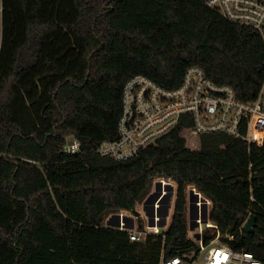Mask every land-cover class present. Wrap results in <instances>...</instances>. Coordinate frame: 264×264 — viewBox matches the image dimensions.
Wrapping results in <instances>:
<instances>
[{
  "label": "trees",
  "instance_id": "obj_1",
  "mask_svg": "<svg viewBox=\"0 0 264 264\" xmlns=\"http://www.w3.org/2000/svg\"><path fill=\"white\" fill-rule=\"evenodd\" d=\"M1 23L0 264H160L197 251L192 184L212 201L216 226L203 240L220 231L264 260V144L218 131L192 150L180 123L131 158L97 152L119 136L123 89L137 74L172 88L200 65L254 99L264 77L258 30L206 0H1ZM69 136L81 141L76 154L65 149ZM161 175L177 182L162 232L132 240L105 224L122 210L140 217L136 205ZM250 209L252 232L241 229Z\"/></svg>",
  "mask_w": 264,
  "mask_h": 264
},
{
  "label": "built area",
  "instance_id": "obj_2",
  "mask_svg": "<svg viewBox=\"0 0 264 264\" xmlns=\"http://www.w3.org/2000/svg\"><path fill=\"white\" fill-rule=\"evenodd\" d=\"M206 4L232 22L254 27L264 41V0H206ZM180 123H183L186 145L192 150L201 147L203 134L218 131L248 144H264V77L256 97L244 100L234 87L214 81L200 65L189 66L181 84L172 88L144 74H137L127 81L123 89L119 136L103 140L97 152L119 160L131 158ZM65 149L76 154L81 149V141L69 136ZM252 165L250 163V167ZM156 184L162 192L154 203L152 223L145 227H129L125 222L126 214H121L119 226L129 230L132 240H143L149 233L157 234L166 228L159 214L161 199L170 187L176 192L177 182L171 176L161 175L156 177ZM188 187H191L190 192L202 209L203 193L193 184ZM251 198L254 199L253 196ZM205 202L212 204L209 198ZM251 214L250 209L241 229ZM202 216L200 210L199 223ZM206 225L216 226L212 221ZM202 233L196 239L199 250L168 258L162 256L160 264H264V260L253 253L233 248L220 231L208 243L203 240ZM226 237L233 239L234 234H226Z\"/></svg>",
  "mask_w": 264,
  "mask_h": 264
},
{
  "label": "rangeland",
  "instance_id": "obj_3",
  "mask_svg": "<svg viewBox=\"0 0 264 264\" xmlns=\"http://www.w3.org/2000/svg\"><path fill=\"white\" fill-rule=\"evenodd\" d=\"M1 40H2V23H1V0H0V47H1ZM191 187H188L187 194H188V202H187V217L189 222V236L194 238L195 240L199 236L200 232H203L204 229L207 227L206 223L211 222L208 218V214L212 204H207L205 202L206 197L203 193V205L202 209L200 205L197 203V198L195 195L191 194L190 192ZM162 190L156 184V178L153 181V185L150 189V192L147 196L142 200L139 201L136 205V209L139 212L138 217L136 213L130 210H123L125 212L119 211L115 213H110L105 220V224L119 226L121 223V214L125 213L126 218L125 222L126 225L129 227H139L140 225V218L142 219L144 227L148 224L152 223L153 215H154V203L158 196L161 194ZM176 192L170 187L168 188L167 194H165L161 199V206L159 209V214L161 216V223L165 224L168 220V215L171 209L174 207V200H175ZM202 210V222L199 223L197 218L199 216V212ZM203 253V252H202Z\"/></svg>",
  "mask_w": 264,
  "mask_h": 264
},
{
  "label": "water",
  "instance_id": "obj_4",
  "mask_svg": "<svg viewBox=\"0 0 264 264\" xmlns=\"http://www.w3.org/2000/svg\"><path fill=\"white\" fill-rule=\"evenodd\" d=\"M257 224V217L256 215L253 213L250 215V217L247 219L245 225H244V229L246 231L252 232L255 229V226Z\"/></svg>",
  "mask_w": 264,
  "mask_h": 264
},
{
  "label": "crops",
  "instance_id": "obj_5",
  "mask_svg": "<svg viewBox=\"0 0 264 264\" xmlns=\"http://www.w3.org/2000/svg\"><path fill=\"white\" fill-rule=\"evenodd\" d=\"M172 213H173V208L171 209V211H170V213H169V215H168V220L166 221L164 227H167V225L169 224V222H170V220H171Z\"/></svg>",
  "mask_w": 264,
  "mask_h": 264
}]
</instances>
